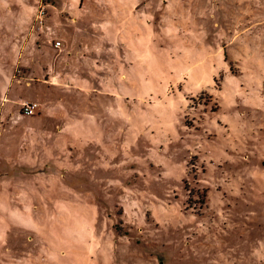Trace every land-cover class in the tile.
I'll return each instance as SVG.
<instances>
[{
	"label": "rangeland",
	"instance_id": "rangeland-1",
	"mask_svg": "<svg viewBox=\"0 0 264 264\" xmlns=\"http://www.w3.org/2000/svg\"><path fill=\"white\" fill-rule=\"evenodd\" d=\"M16 193L42 227L0 264H264V0H0Z\"/></svg>",
	"mask_w": 264,
	"mask_h": 264
},
{
	"label": "crops",
	"instance_id": "crops-1",
	"mask_svg": "<svg viewBox=\"0 0 264 264\" xmlns=\"http://www.w3.org/2000/svg\"><path fill=\"white\" fill-rule=\"evenodd\" d=\"M65 69L66 67L63 66L62 69ZM14 78V75L10 77V79ZM51 76L50 75H46L43 78V83L48 85L46 88L47 90L49 89V87L51 86V91H58L60 90L61 86H58L57 84V79L56 77H54L51 81ZM27 80H32L31 77L26 78ZM29 84V82H27ZM49 93V92H48ZM46 96L47 95H43L42 100L41 99H28V98H24V99H20L19 104L21 105L22 102L24 101H30V102H37L40 104L41 108L43 107H48V105H53V109H59L58 106V100L60 99H56L54 98L53 101H51L50 99L46 100ZM4 98V97H3ZM43 111V108H42ZM21 114V112H20ZM49 112H47L46 115H48ZM35 203H34V199L27 195L26 193H16L13 194L12 197L10 198V201L7 204L6 209L2 210L0 212V243L3 245L2 247V253H11V249L13 247V245L17 244L16 241L18 240L17 238L19 237V235L24 234L23 237H27V232L28 229H32L35 227L41 228L42 225H40L39 223H35V220L33 219V207H34ZM45 227V226H44ZM1 259H9L10 261H13L15 263L17 262H21V263H28L21 261V258L17 257V256H8V257H1Z\"/></svg>",
	"mask_w": 264,
	"mask_h": 264
},
{
	"label": "built area",
	"instance_id": "built-area-1",
	"mask_svg": "<svg viewBox=\"0 0 264 264\" xmlns=\"http://www.w3.org/2000/svg\"><path fill=\"white\" fill-rule=\"evenodd\" d=\"M43 14H44L43 8L39 9L38 14H37L38 15L37 18L39 19V17ZM60 45H61L60 41H55L53 43V46L55 48H59ZM39 106H40V104L37 102L24 101L20 105V107H21L20 112H21V114H24L26 116H32L35 114V112Z\"/></svg>",
	"mask_w": 264,
	"mask_h": 264
}]
</instances>
